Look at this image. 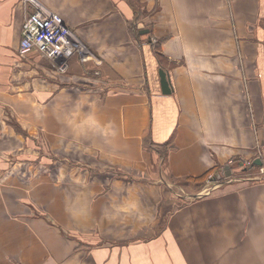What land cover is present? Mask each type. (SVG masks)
Instances as JSON below:
<instances>
[{
	"label": "crops",
	"instance_id": "0c3cea01",
	"mask_svg": "<svg viewBox=\"0 0 264 264\" xmlns=\"http://www.w3.org/2000/svg\"><path fill=\"white\" fill-rule=\"evenodd\" d=\"M37 1L91 58L18 55L32 8L0 0V264H264V179L227 167L264 156V0Z\"/></svg>",
	"mask_w": 264,
	"mask_h": 264
},
{
	"label": "built area",
	"instance_id": "2783aa9c",
	"mask_svg": "<svg viewBox=\"0 0 264 264\" xmlns=\"http://www.w3.org/2000/svg\"><path fill=\"white\" fill-rule=\"evenodd\" d=\"M21 1L23 4L29 3L32 9L22 24L18 47L20 55L35 50L54 62L59 71L67 70L68 58L76 51L81 53L82 60L90 57L89 51L76 42L73 32L64 24L60 16L37 0ZM233 163V160L228 162L229 165ZM239 164L240 167L247 165L243 161H239Z\"/></svg>",
	"mask_w": 264,
	"mask_h": 264
},
{
	"label": "rangeland",
	"instance_id": "374dc122",
	"mask_svg": "<svg viewBox=\"0 0 264 264\" xmlns=\"http://www.w3.org/2000/svg\"><path fill=\"white\" fill-rule=\"evenodd\" d=\"M22 28V27H21ZM153 43V45H154V42H152ZM18 47H19V45H18ZM154 48V47H153ZM32 51V50H31ZM17 52H18V55H20L19 54V51H18V49H17ZM30 52V51H29ZM39 53V52H38ZM39 54H41V53H39ZM25 55H27V53L25 54ZM42 55V54H41ZM20 56H24V55H20ZM43 56V55H42ZM90 56V55H89ZM45 57V56H44ZM46 58V57H45ZM91 57H87V58H83L84 60H82L83 62H88L89 61V59H90ZM48 59V58H47ZM55 66H56V64H54ZM68 65H69V63H68ZM56 69H57V67H56ZM58 70V69H57ZM59 71V70H58ZM61 72H63V71H61ZM40 140V142H38V147H39V150H40V152H39V154H37L38 153V147L36 146V154L38 155L37 156V158H36V162H38V163H41L42 161H43V157H40V155L41 154H43V152H41L42 151V149H43V146H44V144H43V142L44 143H46L45 141H42L41 139H39ZM9 143H11L12 144V141L11 140H9ZM15 144H16V142H15ZM45 155H46V158H50L51 159V162L50 163H48V166H50V172H51V175H52V181H51V184H57L58 183V168H57V164H60V163H64V161H62L61 160V158L58 156V155H56V154H54L53 152H51V149L48 147V150H47V148L45 147ZM13 151H14V149H13ZM48 154V155H47ZM261 154L260 153H257L256 155H254V157L253 158H251V157H245V156H242L241 158H239V157H237L236 158V160L237 161H243L244 162V164H250V163H252L253 162V160L254 159H256V158H258V159H260V161L262 162V167H258L257 169H254V170H252V171H242V170H238V171H236V172H234V173H230V175H232V177L233 178H236V179H238V178H246V177H257V176H259V178H261V179H264V156H261ZM4 159V164L5 165H10L11 163H13L14 161L15 162H17V161H20V162H28L29 160H26V159H21V158H16L15 156H10L9 157V159H5V158H3ZM66 162H68V161H66ZM100 163H104L103 161H98L96 164H100ZM53 164H56V165H53ZM74 166H75V164L74 163H72V162H68V165H67V171H66V179H67V183L70 185V187L71 188H69L68 190H67V192H68V202L70 203V205H72L73 206V199L72 198H69L70 196H73V195H71L69 192H73L74 191V188H75V182H74V176H75V168H74ZM234 167H236V165L234 166ZM107 172H109L110 174H116V172H113L112 170L111 171H109V170H107ZM42 174V173H41ZM35 175H36V177L38 176V175H40V173L39 172H35ZM221 175V174H220ZM220 175H217V176H220ZM214 177V176H213ZM258 178V177H257ZM219 179H224L222 176H220V178ZM218 179V180H219ZM211 186V183H209V184H205L204 186ZM203 188L204 187H202L199 191H197L198 193H202L203 192ZM206 189V188H205ZM103 190H108V189H105V188H102L101 189V191H103ZM178 190V191H177ZM185 190V189H184ZM166 191L170 194V195H173L174 197H181V196H183V195H187V190L186 191H183V189L181 190V188L179 189V188H176V187H174V186H172V187H168V188H166ZM197 192H195L196 194H197ZM33 202H31L30 201V203L29 204H31V206L33 207V208H35L37 205L35 204V203H33ZM24 205H27V206H29L26 202H24ZM35 207H34V206ZM50 207H53V205H49ZM39 210V209H38ZM37 209H36V211H38Z\"/></svg>",
	"mask_w": 264,
	"mask_h": 264
},
{
	"label": "water",
	"instance_id": "95a60500",
	"mask_svg": "<svg viewBox=\"0 0 264 264\" xmlns=\"http://www.w3.org/2000/svg\"><path fill=\"white\" fill-rule=\"evenodd\" d=\"M147 32H148L147 29L140 30V33H147ZM158 74H159L161 93L164 95H168L171 92V86L169 83L168 75H167L166 71H164L163 69H159ZM254 164L260 165L261 164L260 159L255 160Z\"/></svg>",
	"mask_w": 264,
	"mask_h": 264
},
{
	"label": "trees",
	"instance_id": "16d2710c",
	"mask_svg": "<svg viewBox=\"0 0 264 264\" xmlns=\"http://www.w3.org/2000/svg\"><path fill=\"white\" fill-rule=\"evenodd\" d=\"M129 29H130V31L133 32V34H134L135 36L138 35V30H139V29L133 28L132 25H131V26L129 25ZM158 44H159V43H158ZM158 44L154 45V50H159V46H158ZM204 178H205V175H203V176H201V177H198V178H187V179H188V180H194V181H203Z\"/></svg>",
	"mask_w": 264,
	"mask_h": 264
}]
</instances>
